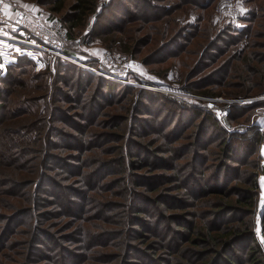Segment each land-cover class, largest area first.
<instances>
[{
	"label": "rangeland",
	"instance_id": "rangeland-1",
	"mask_svg": "<svg viewBox=\"0 0 264 264\" xmlns=\"http://www.w3.org/2000/svg\"><path fill=\"white\" fill-rule=\"evenodd\" d=\"M59 1L61 9L54 11L52 8ZM78 1L2 0V5L11 8L17 7L21 2L37 10L63 34L70 52L80 60L84 59L86 52L105 51L115 63H120L124 58L141 61L150 83L140 86V81L136 78H125V84L112 82L73 64L67 66L74 69L58 74L56 71L59 66L68 67L49 56L0 42V94L6 88L1 85V79L9 66L10 74L24 86L18 90L20 95L4 93L0 96L1 99L8 100V104H4L7 111L0 110V114L19 116L21 112L27 111L32 113L27 116L28 119L33 120L36 113L43 115V111L52 109L44 127L36 124L28 133L24 134L21 130L12 137L16 146L30 144L28 141L34 140L35 136V140H40V143L31 142L33 153L30 155L29 168L35 170H30V173L24 171L23 174L31 180L27 182L29 195L42 197L43 201L38 199V204L29 208L25 207L23 202H17L18 200L11 197L16 196V190H12L8 187L10 184H7V180L13 179L4 177L3 171H0V180L5 182L0 187V192H3L0 193V203L9 204V207L5 205V208L0 204V232L9 228L0 239V247L7 243V238L18 239L11 246L17 248L21 254V257L16 256V264H29L32 259H35L33 264H72V259L68 256L75 260L80 258L83 252H88L87 248L80 245L81 231H73V227L79 223L77 221L82 211L81 206L90 207V211L84 214L97 209L108 212L121 210L117 203L119 199L116 197L117 184H108L113 177L96 173L90 176V183L85 180V174L93 171L94 167L93 163L87 160V156L92 152L89 143L97 140L94 133H103L98 136L101 146L97 147L108 148L117 142L122 144L128 139L127 143L130 141L134 145L133 150L137 156L135 161H144L147 157L149 162L147 168L138 170L137 173H160L159 177L150 180H171L177 183L175 186L180 188L178 193H175L174 185H171L162 198H157L158 205L154 201L150 203V199L146 200V204L150 208V222H155L153 227L159 226L155 221V213L164 210L161 202H167L169 206H182L187 212L196 210L199 218L186 213L183 219L179 216L183 213L182 209L167 211L165 207L164 214H177L176 218H172L174 224L183 225L186 222L190 227V232L182 231L183 237L191 236V231L195 235L206 226L212 215L207 207L187 208V202L188 205H200L203 199V205L211 204L214 198L218 206L220 203L217 198L222 197V192L232 201L235 198L244 200V190H251L249 187L255 182L256 189L254 187L253 191L257 193V198L255 211L251 216L254 242L250 236L248 241H235L226 252L218 248L216 254L208 250L201 254L198 250L207 243L194 241V245L190 244V249L184 254L192 259L193 264H200L201 259L207 264H228L227 260L231 264H248L247 245L250 243L254 246L255 243L264 264V202L262 205L259 203L261 190L258 184V176L261 174L259 147L264 141V134L258 130L264 128V0H95L94 11L86 14L78 26L70 29L68 21L75 19L77 13L73 6ZM68 33L70 36H67ZM20 57L28 58L33 64L26 59L16 61ZM154 86H164L165 89H171V92L181 91L185 95L175 97L169 91L161 92ZM207 101L229 108L226 124L222 126L217 123L218 130L211 124L212 119L215 122L216 120L208 111ZM164 103L174 106V109L167 108ZM108 115H114L116 118L107 117ZM118 116L120 119H117ZM113 133L117 135L113 137ZM178 134H182V138L174 141ZM117 138L118 141L111 143L110 139ZM223 138L231 143L232 151L222 159L224 167L217 174L218 168L215 165L218 161L214 158L220 151L218 143ZM190 140L192 144H186ZM180 145H183V148ZM175 146H179V151L184 150L186 156L174 159L170 149ZM40 147L42 151L38 150ZM193 154H198L195 159L196 167L205 156L204 166L209 165L206 169L197 167L202 173H196V177L192 176L193 173L187 175L188 171H183ZM242 161L244 165L237 163ZM175 164L177 166L173 171ZM191 164L194 165V161ZM167 166L169 169L166 171ZM0 167L7 170L4 164ZM253 176L255 178H252ZM124 181L129 186L127 192L132 198L129 208L125 211L123 209L126 213L131 211L136 201L132 193L134 183L131 180ZM96 182L101 185L100 193L103 192L107 197H110L109 192L115 193L110 197L113 205L105 202L100 194L97 195L95 186H90ZM152 182L155 181L149 183ZM138 188L144 191L143 187ZM161 188L148 194L154 197ZM173 194H180L183 199H175ZM84 195L97 198L99 202L96 203L99 204L92 205L94 200L88 196L83 198ZM48 201L55 204L56 212L49 203L45 206ZM233 205L232 214L228 212L223 216L216 215L218 225H237L241 222L247 225L251 213L248 215V212H242L241 207ZM64 207L70 208L71 213L65 211ZM25 209L28 211L20 212ZM37 211L39 214L34 217L32 214ZM123 213L112 215L122 220ZM69 215H75L74 219ZM43 218L45 223H41ZM164 221L165 223L160 222L161 226L158 228L161 230L168 222L171 235L175 225L169 223L170 219ZM96 222H99V219ZM129 224L119 233L120 237L114 243L117 245L116 253L107 254L106 261L96 259L94 264H129L126 262H132L137 251L141 255L154 258L150 264H169L172 263V258H179L178 251L169 255L167 251L170 250L159 248L165 247L167 242L171 244L172 238H182L180 232H173L174 237L171 238H162L163 233H159L155 239L139 234L137 237L141 235L143 239L141 244L137 238H130L131 234L137 232L131 233ZM12 230L15 233L13 236ZM67 233L70 238L60 237V234ZM128 233L131 234L128 236ZM56 235L57 237H53ZM76 236L79 238H75ZM52 237L55 248L61 243L70 249L61 251L59 259L54 262L43 261L46 259L45 252L49 254L53 248L44 251L40 256L41 239L48 242ZM105 237L106 234L103 238ZM64 239L69 241L65 243ZM78 240L80 244L77 243ZM157 245L159 248L153 249V246ZM207 246L211 247L209 244ZM101 248L98 247L92 256L97 257L94 254L99 250L112 252L109 248ZM139 258L140 262H145L144 258ZM216 258L219 259L214 263Z\"/></svg>",
	"mask_w": 264,
	"mask_h": 264
},
{
	"label": "trees",
	"instance_id": "trees-1",
	"mask_svg": "<svg viewBox=\"0 0 264 264\" xmlns=\"http://www.w3.org/2000/svg\"><path fill=\"white\" fill-rule=\"evenodd\" d=\"M73 8H74L73 10L76 11L77 15H76L74 20L71 18L68 21V27H70V29L78 26L80 24V22L84 19L86 14L94 11L95 0H79L73 6ZM52 9L54 11H59L61 9V1L57 2V5L54 6ZM143 22H145V21H143ZM67 36H70L69 33L67 34ZM20 59L21 60L26 59V60H28V62L33 64V62L26 57H20V58L16 59V61H18ZM67 67L68 68H66V67L61 68L59 66L57 68L56 72L58 74L59 73L64 74L69 69H74L73 67H69V66H67ZM10 68H11V66L8 67L6 74H4L2 76L1 85H5L6 88H4L2 90L0 96H2L4 93L7 95H10V94L11 95L12 94L13 95H20V94H18V90L20 89V87H21V89H23V87H24L23 85H20L17 82V80L13 77L12 74H10L11 73ZM59 81L62 82L61 79ZM60 99H62V98H60ZM6 103L8 104V100L0 98V110L7 111L6 107H4V104H6ZM164 104L166 105L167 108L174 109V106L169 105L168 103H164ZM45 108H46V106H45ZM53 111L58 112V110H55V109H53ZM49 112H52V109L49 111L48 110L43 111V115H41L38 112V113H36V115H34L35 118L33 120L28 119L27 116H31L32 113L27 112V111L25 113L21 112V114L19 116H16L15 114H9V113L8 114H0V166L3 164L5 167L7 166V170H4L5 168L0 167V171H3L2 175L4 177H10L11 179H13V180H7L9 182V183L7 182V184H10V186H8V187L11 188L12 190H16V196H11V197H13V199L18 200L17 202H23L24 205H26L25 207H27V208L37 205L38 199L41 202L43 201L42 197L35 198L31 194L29 195V187L27 185L28 184L27 182H29L31 180H28L27 179L28 177L25 176L26 174H23L24 171H27L28 173H30V170H31V172L33 170H35V169H31V167L29 168L30 155L33 153V151L31 150V142L32 143H40V140L39 141L35 140V138H36V136H35V137H33L34 140H31V142L28 141L30 144L25 143V144H21L20 146H16L13 143L15 140H13L12 137H13V135H17L21 130H22L21 132L24 134L28 133V131H30V129H32L33 126L36 124H39L41 127H44V125L48 123L47 117L49 116V114H48ZM21 115H23L22 119H20ZM16 117H18V118H16ZM107 117L113 118L114 115H111V116L108 115ZM114 118H116V117H114ZM18 119H20V120H18ZM117 119H120V117L118 116ZM122 119H124V121H125L124 117ZM205 119L207 120V118H205ZM102 121L103 120H101V122ZM211 124L214 126V128H217V125H216L217 122H215L213 119L211 120ZM131 128H132V126H131ZM15 129H17V130H15ZM217 130H218V128H217ZM219 131H221V130H219ZM94 135H95V139H97V140L96 141L92 140V142L89 143L90 148L92 147L91 148L92 152H90V154L87 156V160L90 163H93L94 167L92 168L93 171H91V172L88 171L87 174H85L86 183H90V176L95 175L96 173H103V174L109 175V177H113L115 180H112L113 178H111L110 179L111 181L108 184H110V185L117 184L116 191H118L117 192L118 194H116L117 195L116 197H118V199H119V201L117 203L121 207L120 212L122 214L125 210H127L129 208L130 201L132 199L131 194H129L127 192V189H129V186H128V184H126V182L124 180H131L132 183H134V185L136 187V188L134 187V190L132 191V193L134 195V201H136V202L133 203L132 208L130 207L131 211H127L126 213L125 212L123 213L124 218L122 220H120V218H116V216L112 215L113 213H118L117 215H120V212L115 211V210H114L115 212H108L107 210L97 209L94 212L84 214V213L90 211V207L84 206V208H82V206H81L82 202H81L80 206H81L82 211H81V214H79V220L77 221L79 223L77 226L73 227L74 228L73 231L76 230L77 233L81 231V235H82L81 241L83 244L82 243L80 244L79 240L77 241V243H79L83 247L87 248L88 252H83L82 256H80V258H77L75 260L72 258V256H68L72 259V264H94L96 259L100 260V261H106L105 259H108L107 254L113 255V253H116L115 249H117L116 248L117 245H114V243H115V241H117L119 239V237H120V236H118L119 233L125 229V227L129 224V222H131L129 224L130 225V232L132 233L133 231H136L137 233H133V234L128 233V236L131 234L130 238L131 239L137 238V241L140 240L141 244L143 243V239H142L141 235L142 236H151L153 239H155L156 236L159 235V233H163V234H161L162 238L167 237V236H170V238H171V236L174 237L172 235L173 232L175 234L177 232H180L179 233L180 236H182V231L190 232V227L188 226V224L186 222L183 225H179V224L176 225L172 222V218H176L177 214H168V212H167V214H164L165 213L164 212L165 207H166V210L169 211V209L170 210H175V209H182L183 210L182 206L181 207L180 206H169V204L167 202H161L164 206L162 209H164V210H160L158 213H155V221H157L159 223L158 227L161 226L160 222L165 223L164 219L166 221H168L170 219L171 222H169V223H172V225H175L174 226L175 230H172L171 235H170L171 228L169 227L168 222L166 224V227L164 225V227L161 230H159L158 227H153L155 222L151 223L152 221L150 222V219H149L150 208L147 206L146 200L150 199V203L154 201L158 205L157 198L158 197L162 198V196L165 194V191H167V188L169 189V187L171 185H174V191H175V193H178L177 191H179L180 188H179V186H175V185H177V183L173 182L171 180H163L162 182L160 180H150V179L159 177L160 173L159 174H147L149 172H145V175L143 173H141V174L137 173L138 170L147 168V165H149V162L147 160V157L144 159V161H141V160L135 161V158L137 156L135 155V150H133L134 145H133V142L130 143V141H129V143H127L128 139L122 144H118V142H117V144L114 146H110L108 148H100V147H97V146H101L100 145L101 139H98L99 138L98 136L99 135L102 136L103 133H100V134L94 133ZM115 135H117V134H115V133L112 134L113 137ZM116 137H118V136H116ZM187 137H189V136H187ZM179 138H182V134H178L173 140L177 141V140H179ZM194 139H195V135L192 136V139H191L192 142H194ZM110 140H112L111 143H114L115 141H118V138L117 139H110ZM191 140H190V142H187L186 144L191 145L192 144ZM230 144L231 143L229 141H226L225 138H223V140H221L218 143V148L220 149V151L217 152L218 154H216L215 158H214V160L218 161V163L215 165V167L218 168L217 174H219L220 170L224 167L222 159L224 157H226L227 155H229L232 151L231 150L232 145H230ZM182 146L183 145H180L181 148H183ZM190 147H192V146H190ZM178 148H179V146H175V148L170 149V152H172V155H174V159H182L184 156H186V153L184 152V150L179 151L180 149H178ZM38 150L42 151L41 147L38 148ZM187 150H188V148H187ZM171 156H168V157L173 158ZM191 157L192 158H191L189 164H186V166L183 167V171H188L187 175H189V173H193L192 176L196 177V173H202V171L198 170L197 167H203V169H206L207 167H209V165L204 166L206 163V156H205L198 162V163H200V165L196 167L195 159H197L198 154H196V155L193 154ZM4 160H6V161L4 162ZM193 161H194V165L191 164ZM237 163L240 165H244L243 161L240 163L239 162H237ZM31 166H33V165L31 164ZM176 166H177L176 164L173 166V171L176 169ZM188 166H190L189 169L187 168ZM9 169H12V170H9ZM160 169H161V167H160ZM168 169H169V166L166 167V171ZM149 176H151V177H149ZM127 177H128V179H127ZM169 177L170 176H168V178ZM215 177L217 178V175ZM252 178H255V176H253ZM138 179H143V180L141 181ZM144 179H147V180H144ZM189 180H192V179H189ZM194 180L195 179L193 178L192 181H194ZM151 181H155V182L149 183ZM216 182H217V180L215 181V183ZM2 183H5L4 180L3 181L0 180V187H1ZM90 186H95L96 188L94 190L95 191L98 190V191H96V193H98L97 195L100 194L101 198L103 197L105 199V202L112 204L111 202H113V201L110 200L111 199L110 197H112V194H115V193L109 192V193H111V194H109L110 197H107L106 195H104L103 192L100 193L99 188L101 187V185L99 182H96L95 185L91 184ZM161 186H162V188H161ZM138 187H143L142 189H144V191L139 190L140 188H138ZM254 187L256 189L255 182H254L253 186L249 187L251 190H244V194H245L244 200H239L238 198H235L232 201L228 195H226L225 193L222 192L221 193L222 197L219 199L217 198V200L220 203V205H218V206H217L216 199H214V198H213V202L211 204L205 203L203 205L202 204L203 199L200 201V205H197L196 203L188 205V202H187V204H185L187 208H188V206L191 207L192 209L198 208L199 206L209 208V213H211L212 215L210 217V220L207 222L206 226H203V228L200 231L196 232L195 235H193L192 231H191V236L193 235V238H191V236H186V237L182 236V238H172L171 244L167 242L165 247L159 248V245H157V246H153V249H155L156 247L159 248L160 250H164L165 248H167L168 250H170V251H167V253L169 255H170V253L173 255L175 251H178L179 258L176 260H174V258H172L171 259L172 263L169 262V264H182V262L184 264H193L192 259L189 258L188 256H186L184 254V252L190 249V244L194 245V241L201 242L202 244L207 243L211 246L210 248H208L207 244H204L203 248L201 250H198V253L200 252L201 254L204 253L206 250L214 252L216 254L218 251V248L221 249V251L226 252L232 247V244L235 243V241L236 242L248 241L247 239H249L248 237H250V236L252 239L251 241L254 242L253 232H252L253 218H251V216H253V213L255 211L254 205L256 203L255 200L257 198V193L253 191ZM157 188H161V190H160V192L157 193L156 196L152 197L148 194V192L152 193V192L156 191ZM135 189H136V191H135ZM147 189H149V190H147ZM199 189L202 192L201 188H199ZM197 190H198V188H197ZM130 192H131V190H130ZM0 193H3V192H0ZM12 193H14V192H12ZM96 193H94V195ZM215 193H217V192H215ZM190 194H192V193H190ZM86 196H88V195H84L83 198ZM169 196H171V194H169ZM173 196L175 197V199H183V197L180 194H173ZM48 197H50V196H48ZM48 197H46V199L51 200ZM88 197L90 199L94 200L93 202H91L92 205L99 204V203H96V202H99V200L97 198L90 197V196H88ZM47 204L50 207H53L54 212H56L55 207H54L55 204L52 201H48L45 204V206ZM233 204L241 207L242 212H244V213L248 212V215L251 213L249 216L250 218L247 221V225H245L243 222H241V224H237V225H230V224L223 225V226L218 225L217 224L218 218H215L216 215L221 214L223 216L224 213H228V212H231V214H232V211L234 208ZM5 205L1 204L2 207H4V206L9 207V204L5 203ZM247 207H248V209H247ZM252 208H254V209H252ZM64 209L69 214L71 213L70 208L67 209L64 207ZM123 209H124V211H123ZM238 209L240 210V208H238ZM26 210L28 211V209H25V210H22L20 212H23ZM128 212H131V214H128ZM203 212H205V211L203 210ZM30 213H34V212H27V214H30ZM186 213H187V215L192 214L195 218H199V213L196 212V210H191L189 212H187V210H183V213L179 214V216H181L183 219H185ZM37 214H39L38 211L32 215L34 217H36ZM69 216L71 217V219H74L75 215H69ZM158 217H160V219L157 220ZM235 217H237V216H235ZM44 219L45 218H43L41 223H45ZM98 219H99V222H96ZM234 219H235V221H237L236 218H234ZM9 220H12V219L9 218ZM262 220H263V229H264V212L262 215ZM141 225H142V228H140ZM147 225H148V227H147ZM181 227L185 228V229L181 230L180 229ZM7 230H9V228L8 229L5 228L0 232V239L4 236V234ZM72 232H70V233H72ZM48 233H50V232H48ZM126 233H127V231H126ZM14 234L15 233L13 231L11 235L13 236ZM104 234H106L105 238H103ZM139 234H141V235L139 237H137ZM53 237H57V235L53 236ZM53 237H52L51 241H48V242H45L41 239L40 256H42L44 254V251H48L50 248H53V250H51V252L49 254L45 252L44 257L46 259L43 261L54 262V261L59 259V254L61 253V251L63 252L65 250L70 249V248L66 247L65 244H61V243L58 245L57 248H55L56 246H54L55 242H54ZM60 237L70 238L68 233L67 234H60ZM75 238H79V236H76ZM64 240H65V243L67 241H69V239H64ZM179 240H181V241H179ZM16 241H18V239L7 238V243H4L3 246L0 247V254H1L0 264H10V263H12V261H15L14 264H16V261L18 259V258H16V256L21 257V254L18 253L17 248H11V246ZM123 241H124V239H123ZM178 243H179V245H178ZM79 244H77V245H79ZM247 246H248L247 247L248 264H252V263L263 264L262 255L260 254L259 249H257L258 247L255 245V243H254V246H251L250 243H248ZM98 247L99 248L102 247L101 249L109 248L112 250V252L111 251L106 252V251L99 250V252H96L94 254L97 257H93L92 255ZM139 253L140 252H138V251L135 252V254L133 256L134 257L133 261L132 262H126V263H129V264H146V263L150 264L151 260L154 259L152 257H150V258L147 257L145 254L141 255ZM222 254L224 255L225 253H222ZM256 254H258V256H256ZM139 257L144 258L145 262L144 263L140 262ZM173 257H175V256H173ZM36 259H38V258H36ZM218 259L219 258H216L214 263H217ZM34 260L35 259H32L31 261H29V264H33ZM227 261H228V264H231V262L229 260H227ZM200 264H207V263L204 262L203 259H201Z\"/></svg>",
	"mask_w": 264,
	"mask_h": 264
},
{
	"label": "built area",
	"instance_id": "built-area-1",
	"mask_svg": "<svg viewBox=\"0 0 264 264\" xmlns=\"http://www.w3.org/2000/svg\"><path fill=\"white\" fill-rule=\"evenodd\" d=\"M0 42L49 56L64 66L69 64L80 66L86 72L108 81L125 84V78H136L140 81V86L150 83L141 61L124 58L120 63H115L108 52L91 51L86 52L83 62L73 56L64 41L63 34L58 32L53 23L49 22L42 14H33L14 7H4L2 0H0ZM154 87L161 92L167 90L175 97L185 95L181 91L171 92V89H165L164 86ZM206 105L216 122L224 126L229 108L215 105L213 101H207ZM258 130L264 134V128Z\"/></svg>",
	"mask_w": 264,
	"mask_h": 264
},
{
	"label": "water",
	"instance_id": "water-1",
	"mask_svg": "<svg viewBox=\"0 0 264 264\" xmlns=\"http://www.w3.org/2000/svg\"><path fill=\"white\" fill-rule=\"evenodd\" d=\"M259 155L261 157V161H260L261 174L258 176V182H259L258 184L261 190L259 194V203L262 205V203L264 202V141L260 144Z\"/></svg>",
	"mask_w": 264,
	"mask_h": 264
},
{
	"label": "crops",
	"instance_id": "crops-1",
	"mask_svg": "<svg viewBox=\"0 0 264 264\" xmlns=\"http://www.w3.org/2000/svg\"><path fill=\"white\" fill-rule=\"evenodd\" d=\"M14 7H15V8H19V9H23L24 11H27V12H30V13H33V14H37V13H38L37 10H35V9H31L30 7L24 5V4L21 3V2H19V3L17 4V7H16V6H14ZM50 22H51V21H50Z\"/></svg>",
	"mask_w": 264,
	"mask_h": 264
}]
</instances>
